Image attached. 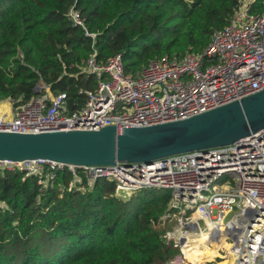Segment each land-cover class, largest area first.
<instances>
[{
	"label": "trees",
	"instance_id": "obj_1",
	"mask_svg": "<svg viewBox=\"0 0 264 264\" xmlns=\"http://www.w3.org/2000/svg\"><path fill=\"white\" fill-rule=\"evenodd\" d=\"M239 0H0V101L23 104L38 87L66 94L68 113L85 103L81 90L95 80L83 72L95 50L105 64L120 54L124 72L138 77L152 60L200 53L223 27ZM74 6L95 41L72 26ZM42 91V90H41ZM67 170L53 180L0 168V264H159L177 255L161 236L170 200L163 189H143L127 200L114 184L89 186L84 172ZM43 182V183H44ZM61 188H63L61 190ZM159 226H163L162 231ZM214 246V247H213ZM205 236L187 254L213 261ZM216 264H227L225 262Z\"/></svg>",
	"mask_w": 264,
	"mask_h": 264
},
{
	"label": "built area",
	"instance_id": "obj_2",
	"mask_svg": "<svg viewBox=\"0 0 264 264\" xmlns=\"http://www.w3.org/2000/svg\"><path fill=\"white\" fill-rule=\"evenodd\" d=\"M67 17L94 43L96 34L88 32L74 6ZM96 55L94 50L83 67L95 85L81 90L85 97L81 109L68 113L65 93L52 95L38 87L30 101H11L10 119L0 112V132L39 134L114 126L121 133L124 128L185 120L257 93L264 89V0H239L202 52L152 60L138 77L124 72L120 54L105 64L98 63ZM0 168L36 176L44 186V178L53 180L55 172L67 170L74 177L69 191L80 181V170L89 186L98 179L113 183L114 196L122 200L143 189L167 190L170 200L162 222L168 228L161 238L179 257L159 264L211 263L187 257L205 235L206 244L224 239L218 252L229 264H264V129L231 145L151 163L76 168L36 159L0 161ZM227 213L232 217L224 222Z\"/></svg>",
	"mask_w": 264,
	"mask_h": 264
},
{
	"label": "water",
	"instance_id": "obj_3",
	"mask_svg": "<svg viewBox=\"0 0 264 264\" xmlns=\"http://www.w3.org/2000/svg\"><path fill=\"white\" fill-rule=\"evenodd\" d=\"M264 129V89L185 120L141 128L39 134L0 132V161L50 160L76 168L151 163L237 143Z\"/></svg>",
	"mask_w": 264,
	"mask_h": 264
},
{
	"label": "rangeland",
	"instance_id": "obj_4",
	"mask_svg": "<svg viewBox=\"0 0 264 264\" xmlns=\"http://www.w3.org/2000/svg\"><path fill=\"white\" fill-rule=\"evenodd\" d=\"M165 56V55H164ZM39 88H41V87H39ZM7 104L6 105H0V112H2V110H9L10 111V108L12 107V105H10V103H8V102H6ZM8 117H9V119L11 118V111H10V115L8 114ZM232 217V213H227V214H225L224 216H223V221L224 222H227L230 218ZM162 229H163V226H159V230H161L162 231ZM221 241L223 242L224 241V239H222L221 238ZM224 243V242H223ZM217 251V253L215 252V251H213L214 252V254L211 256V257H216L215 259H214V261H212L211 263H208V264H216V263H218V262H221V260H223V258L221 257L222 256V254L223 253H219L218 252V249L216 250ZM218 255V256H217ZM179 257V255H175L174 256V258H178ZM223 262H225V263H227V264H229L228 262H226V261H224L223 260ZM222 262V263H223Z\"/></svg>",
	"mask_w": 264,
	"mask_h": 264
},
{
	"label": "crops",
	"instance_id": "obj_5",
	"mask_svg": "<svg viewBox=\"0 0 264 264\" xmlns=\"http://www.w3.org/2000/svg\"><path fill=\"white\" fill-rule=\"evenodd\" d=\"M6 102L10 103V105H11V100H10V99L1 100V101H0V105H2V104H3V105H6V104H7ZM10 111H11V108H10ZM10 111H9V110H8V111H7V110H2L1 113H2V114H6V115H7L6 118L9 119L8 114L10 115Z\"/></svg>",
	"mask_w": 264,
	"mask_h": 264
},
{
	"label": "bare ground",
	"instance_id": "obj_6",
	"mask_svg": "<svg viewBox=\"0 0 264 264\" xmlns=\"http://www.w3.org/2000/svg\"><path fill=\"white\" fill-rule=\"evenodd\" d=\"M206 236V235H205ZM217 247H222L223 246V242L221 241V238L217 241L216 244ZM214 247V246H213ZM212 251H215L217 253V251L214 248H211ZM212 256V255H211ZM218 256V255H217ZM224 260V259H223ZM225 261V260H224Z\"/></svg>",
	"mask_w": 264,
	"mask_h": 264
}]
</instances>
